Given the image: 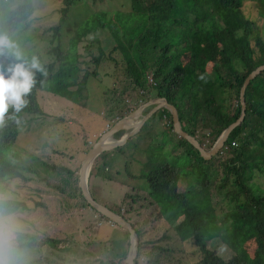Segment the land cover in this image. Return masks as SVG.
I'll return each mask as SVG.
<instances>
[{
	"label": "trees",
	"instance_id": "trees-1",
	"mask_svg": "<svg viewBox=\"0 0 264 264\" xmlns=\"http://www.w3.org/2000/svg\"><path fill=\"white\" fill-rule=\"evenodd\" d=\"M83 1L87 0H60L59 23L43 31L51 33L52 42H57L56 46L50 43L48 49L53 60L32 68L33 59L22 50L31 38L22 42L17 39L21 33L32 29L37 9L31 0H22L11 11L8 5L16 6L17 0H6V3L0 0V37L8 41L7 46L0 44V73L7 78L9 69L21 63L33 74L29 91L22 95L25 103L19 110L9 106L0 118V185L16 181L31 183L39 179L60 192L66 211L73 203L81 210L90 209L99 219L109 223L87 204L78 187L77 173L33 156H29L30 165L27 166L25 163L28 162H19L12 155H6L14 148L23 125L44 116L38 95L50 93L80 104L86 100L89 80L100 78L106 89L103 95L117 96L114 99L124 103L115 110L109 106L104 122L111 129L137 107L148 103V97L155 94V98L165 99L175 107L182 130L208 152L221 134L240 118L243 84L252 72L264 66L262 31L244 11L245 4L250 2L264 17V0H128L130 12L94 14L64 49L61 28L68 20L70 9ZM99 30H106L114 37L115 45L108 52L97 46ZM88 37H92L91 44L84 48L86 53L80 54L79 47ZM91 46L98 48L99 54L91 58V65L82 68ZM12 48L17 49L16 56L12 54ZM91 66H95V70L90 73ZM136 95L143 101L132 105ZM244 102L243 121L210 160L203 159L198 150L174 132L168 110L160 109L152 115L168 120L164 129L179 139L176 146L184 163H161L140 174L151 200L150 217H154L153 222L163 218L180 243H190L197 249L199 259L194 264H264V71L246 88ZM114 115L117 120H110ZM25 118L29 120L25 121ZM97 120L101 127V120ZM124 133L118 132L114 138L118 139ZM130 143L132 138L124 147ZM115 151L118 152V148ZM108 155L105 152L98 159L103 160ZM35 162L38 167L32 166ZM95 162L90 178L99 170ZM40 171L45 172V179L40 178ZM28 175H33L34 179ZM63 177L66 180H61L58 185L49 183V180ZM71 181L74 184L69 187ZM182 185L184 190H181ZM69 188L74 190L68 192ZM37 191L43 190L37 188ZM89 191L96 201L100 192L90 187ZM3 193L0 189L1 218L28 210L25 203L7 198ZM130 199L133 206L137 204L135 197ZM38 202L36 206L42 205ZM126 202L124 197L121 206H103L121 215L136 232V264H180L176 250L162 244L170 238L147 240L143 217L140 222V214ZM218 209L221 210L219 214ZM210 230L217 233L221 243L232 252L226 260L209 249ZM122 231L124 239H115L118 242L109 239L114 245L113 259L98 260V264H121L126 258L129 234ZM25 242L24 237L15 239L0 230V250L23 251L26 250ZM73 243L71 238L45 236L42 239V244L54 254L73 251ZM142 258L144 262L140 263ZM49 260L41 255L26 260L25 264L55 263ZM114 260L117 261L114 263Z\"/></svg>",
	"mask_w": 264,
	"mask_h": 264
},
{
	"label": "rangeland",
	"instance_id": "rangeland-1",
	"mask_svg": "<svg viewBox=\"0 0 264 264\" xmlns=\"http://www.w3.org/2000/svg\"><path fill=\"white\" fill-rule=\"evenodd\" d=\"M3 1L6 3V0ZM31 2L37 9L34 24L31 30L21 33L17 41L22 42L24 39L31 38L22 50L26 56L33 59L32 62L41 66L49 64L53 60L52 56L48 54V49L50 43L56 46L57 42H52L51 33L45 34L43 31L59 23L61 2L60 0H31ZM20 3L22 0H17L16 6L9 4L8 9L12 11ZM129 8L128 0H87L76 4L70 9L68 20L61 28L62 47L66 49L69 40L74 37L82 25L92 19L91 16L94 14L100 12L112 14L117 11L130 12L128 11ZM244 11L248 18L256 22L264 37V17L260 15L258 9L249 2L245 4ZM96 36L97 46L101 47L100 50L103 52H108L115 45L114 37L106 30H99ZM91 39L92 37H88L80 45V54L86 53L84 48L91 44ZM13 41L17 43L16 40L13 39ZM15 51H17L16 48L11 49L14 56H16ZM88 52L89 55H85L82 68L86 64L91 65V58L99 54L98 48H93V46L89 47ZM88 70L90 73L93 72L95 66H91ZM105 91L104 85L100 83V78H91L85 91L86 100L81 101L80 104H73L68 99L50 93L39 94L38 103L44 116L39 119L34 118V121L30 122L27 121L29 119H24L27 123L19 130L14 148L6 155L10 157L12 155L19 162H28L25 163L27 166L30 165L29 156H33L39 161L58 164L64 168L66 166L79 175L86 154L97 142L95 140L97 138L99 140L104 133L110 130V125L104 122L109 106L110 109L115 110L124 104L121 100L116 101L114 99L118 98L117 96H104ZM154 95L148 97L150 99L148 102L157 99ZM140 97L143 98V96ZM134 98L132 105H138L143 101L139 100L137 95ZM83 105L84 107H82ZM152 109L151 106L146 108L142 116H147ZM130 115L125 117L127 125V129L124 130L125 133L118 139L114 136L110 137L108 142H121L133 130L132 128L141 123L142 116L128 119ZM97 118L101 120V127H99ZM113 119L116 121L117 117L115 115L110 116V120ZM167 123L168 120L160 119L159 116L151 117L138 134L130 137L132 143L126 147L118 148V152L115 149L107 152L109 155L103 160L96 158L94 162L96 161L95 164L97 163L96 166L99 170L98 172L95 171V175L91 178L88 177V190L90 187L99 191L100 195L96 196V201L111 207L121 206L124 197L127 198L125 204L129 206L131 204L130 198L135 197L137 204L131 205L141 216L138 220L141 222L143 217L145 221V238L147 240H159L163 236L169 237L170 240H165L162 244L176 250V256L181 258L180 264H194L199 259L197 249L195 250L190 243H180L171 230L170 224L163 218L153 222L154 217H150L152 207H150L151 200L147 195V185L144 180L140 179L141 173H147L151 169L159 167L161 163L173 165L184 163L176 146L179 139L164 129L167 127ZM33 165L39 166L36 162ZM40 173V178L45 179V172L40 171ZM27 177L34 179L33 175ZM61 180H66V177L49 180V183L58 185ZM72 182H70L69 187L74 184ZM37 188L43 191L39 192ZM0 189L4 191L5 197L19 200L25 203L28 208L24 212L17 211L11 216L0 217L1 231L10 233L15 239L26 238L24 243L26 250L18 252L0 250V261H3L4 264H25L26 260H34L41 255L42 258L55 261L54 264H98V260L113 259L114 245L109 242V239L116 242L118 241L115 239H124L121 228L99 219L90 209L81 210L79 206H74L71 203L70 210L66 211L60 192L47 187L39 179L32 180L31 183L21 181L2 183ZM73 190V188H69L68 192ZM181 190H184L183 185ZM38 200L42 205L36 206ZM139 210L141 211L139 212ZM62 212L64 215L61 214ZM220 212L221 210L218 209L217 213ZM130 214V218H132L133 215ZM213 231L215 230L213 229ZM213 231L210 230L209 232V238L212 239L209 241L208 247L226 260L232 255V252L221 243L217 233L215 235ZM45 236H54L60 239L71 238L74 242L73 245L75 244L73 247L75 249L69 253L54 254L42 244V239ZM1 248L2 244L0 243ZM143 259L140 260V263L144 262ZM115 261L117 260L113 262L115 263Z\"/></svg>",
	"mask_w": 264,
	"mask_h": 264
},
{
	"label": "water",
	"instance_id": "water-1",
	"mask_svg": "<svg viewBox=\"0 0 264 264\" xmlns=\"http://www.w3.org/2000/svg\"><path fill=\"white\" fill-rule=\"evenodd\" d=\"M264 71V66L258 67L254 72H252L246 81L243 84V87L240 91V105H241V115L240 118L231 126H229L218 138L212 149L208 152H206L198 143V141L190 137L187 133H185L180 125V121L178 118V113L175 107L169 105L165 99H155L154 101H150L143 106H141L139 109H137L135 112H133L129 118H136L137 116H142V112L150 107L153 106V109L147 116H142V121L140 124H138L131 132L124 137V140L121 142L114 143L113 145H105L107 140L112 137L116 132L127 129L126 125V118H123L122 120H119L109 131L104 133L99 140L92 146V148L88 151V153L85 156V159L81 165L80 171H79V187L81 189L82 195L84 199L86 200L87 204L90 206V208L94 209L97 213L105 217L110 223L116 225L117 227L121 228L124 231H127L129 234V251L126 256V258L122 261V264H136V254H137V245H138V238L136 235V232L131 227V225L121 216L113 211L109 210L105 206L99 204L96 202L92 196L90 195V192L88 190V177L90 174L91 166L96 158H98L100 155H102L105 152L112 151L114 149L120 148L123 146L126 141L134 136L148 121L152 115H154L158 110L160 109H166L170 112L172 116V122H173V128L174 132L179 135L181 138L185 139L190 145H192L196 150L199 151L200 155L205 160H210L212 157L216 156L220 150L223 148L225 142L227 141L230 133L238 126H240L241 122L244 119L245 116V102H244V94L246 91V88L248 85L262 72Z\"/></svg>",
	"mask_w": 264,
	"mask_h": 264
},
{
	"label": "clouds",
	"instance_id": "clouds-1",
	"mask_svg": "<svg viewBox=\"0 0 264 264\" xmlns=\"http://www.w3.org/2000/svg\"><path fill=\"white\" fill-rule=\"evenodd\" d=\"M0 44L7 46V38L0 37ZM31 67L37 68L38 65L33 62ZM9 71L10 75L7 78L0 73V118H2L9 106L19 110L25 103L22 95L29 91L33 83V74L23 64L17 63ZM0 264H4V262L0 261Z\"/></svg>",
	"mask_w": 264,
	"mask_h": 264
},
{
	"label": "crops",
	"instance_id": "crops-1",
	"mask_svg": "<svg viewBox=\"0 0 264 264\" xmlns=\"http://www.w3.org/2000/svg\"><path fill=\"white\" fill-rule=\"evenodd\" d=\"M142 113H143V112H142ZM144 125H145V124H144ZM144 125H143V127H144ZM133 127H134V126H133ZM143 127H142V128H143ZM142 128H141V129H142ZM132 129H134V128H132ZM141 129H140L136 134H138V133L141 131ZM121 131H124V130H121ZM121 131H118V132H121ZM118 132H116V133H118ZM124 132H125V131H124ZM113 136H114V135H113ZM113 136H112V137H113ZM112 137H111V138H112ZM126 142H127V141H126ZM124 146H125V144H124L123 146H121V147H124ZM115 150H116V149H115Z\"/></svg>",
	"mask_w": 264,
	"mask_h": 264
},
{
	"label": "bare ground",
	"instance_id": "bare-ground-1",
	"mask_svg": "<svg viewBox=\"0 0 264 264\" xmlns=\"http://www.w3.org/2000/svg\"><path fill=\"white\" fill-rule=\"evenodd\" d=\"M128 124H130V122H128ZM135 128V127H134ZM114 143H111V142H106V144L105 145H113Z\"/></svg>",
	"mask_w": 264,
	"mask_h": 264
}]
</instances>
